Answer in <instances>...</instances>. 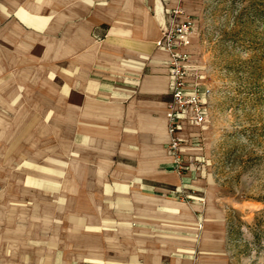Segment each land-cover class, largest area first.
<instances>
[{
  "label": "crops",
  "instance_id": "0c3cea01",
  "mask_svg": "<svg viewBox=\"0 0 264 264\" xmlns=\"http://www.w3.org/2000/svg\"><path fill=\"white\" fill-rule=\"evenodd\" d=\"M35 5L37 12L46 7L53 14L27 18L36 30L34 59L31 64L23 59V44L14 52L5 43L0 83L10 72L34 67L30 94L16 93L9 101L35 103L25 127L37 135L36 150L43 149L38 140L45 132L67 135L61 150L68 153L69 213L84 219L77 229L82 234L57 252L53 264H227L221 240H211L212 228L206 225L198 242L193 214L172 193L183 178L171 170L167 147L170 54L156 46L174 22L192 17L197 24L201 0ZM50 23L51 37L45 39L39 30ZM196 26L181 49L190 54L191 69L199 71L192 55ZM44 70L51 74L46 80ZM51 118L45 128L44 120ZM205 126L183 122L187 160L201 149L188 141Z\"/></svg>",
  "mask_w": 264,
  "mask_h": 264
},
{
  "label": "rangeland",
  "instance_id": "374dc122",
  "mask_svg": "<svg viewBox=\"0 0 264 264\" xmlns=\"http://www.w3.org/2000/svg\"><path fill=\"white\" fill-rule=\"evenodd\" d=\"M41 1L0 0L1 52L5 43L14 52L23 44L22 57L32 63L36 30L27 18L53 14L37 12ZM195 17L192 55L211 92L210 115L187 143L199 153L190 161L184 151L183 169L170 165L183 178L172 193L193 214L198 242L208 226L227 264H264V0H201ZM51 23L39 30L45 39ZM35 74L29 66L0 83V264H53L82 234L84 216L69 213L68 153L61 150L67 135L45 132L36 150L37 135L25 127L35 103L9 101L30 94ZM44 121L47 128L53 119Z\"/></svg>",
  "mask_w": 264,
  "mask_h": 264
},
{
  "label": "built area",
  "instance_id": "2783aa9c",
  "mask_svg": "<svg viewBox=\"0 0 264 264\" xmlns=\"http://www.w3.org/2000/svg\"><path fill=\"white\" fill-rule=\"evenodd\" d=\"M177 13V12H176ZM195 19L187 17L184 21L174 22L162 31L156 46L170 54V93L168 103L167 128L170 140L167 144L173 156V165L183 169L182 154L185 140L180 131L183 122L203 126L210 115V90L204 84V76L191 69L190 54L181 48L194 32Z\"/></svg>",
  "mask_w": 264,
  "mask_h": 264
},
{
  "label": "bare ground",
  "instance_id": "6f19581e",
  "mask_svg": "<svg viewBox=\"0 0 264 264\" xmlns=\"http://www.w3.org/2000/svg\"><path fill=\"white\" fill-rule=\"evenodd\" d=\"M17 57V56H16ZM16 57H15V60H16ZM14 60V61H15ZM14 61H12V62H14ZM18 62V61H17ZM18 64V63H17ZM8 95V94H7ZM30 181V180H29ZM55 184V183H54ZM58 213V212H57ZM62 214V213H61ZM58 215V214H57ZM58 217H60V216H58ZM76 219V218H75ZM78 220V219H77ZM206 264V263H205ZM212 264V263H211Z\"/></svg>",
  "mask_w": 264,
  "mask_h": 264
}]
</instances>
